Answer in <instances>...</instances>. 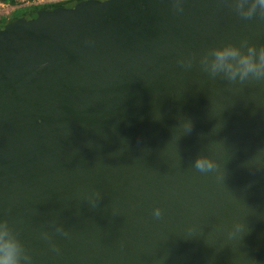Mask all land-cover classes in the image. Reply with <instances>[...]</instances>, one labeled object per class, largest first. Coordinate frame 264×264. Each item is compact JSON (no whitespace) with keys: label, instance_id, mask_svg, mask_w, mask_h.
I'll use <instances>...</instances> for the list:
<instances>
[{"label":"water","instance_id":"obj_1","mask_svg":"<svg viewBox=\"0 0 264 264\" xmlns=\"http://www.w3.org/2000/svg\"><path fill=\"white\" fill-rule=\"evenodd\" d=\"M182 6L81 0L0 25V220L32 264H264V84L177 63L262 45L264 20Z\"/></svg>","mask_w":264,"mask_h":264},{"label":"clouds","instance_id":"obj_2","mask_svg":"<svg viewBox=\"0 0 264 264\" xmlns=\"http://www.w3.org/2000/svg\"><path fill=\"white\" fill-rule=\"evenodd\" d=\"M223 2L242 20H252L254 17L264 20V0H223ZM182 5L183 0H173L175 12L182 13ZM194 62L198 63L200 71L212 80L219 79L229 84H264V44L257 46L244 39L239 42V45L228 43L210 47L204 50L198 58L190 55L177 61L185 69H192ZM155 118L160 119V116ZM182 127L185 129L186 135L192 131L193 125L190 120H184ZM262 150L264 149L259 151ZM192 167L200 173H209L218 172L220 166L214 159L200 155L194 159ZM218 178L224 179V176H218ZM86 199L91 207L95 208L101 199V193L93 192ZM152 215L159 219L162 216V210L159 207H154ZM56 231L62 235H68L62 227H57ZM188 231L191 232L192 229ZM245 232V224L236 222L227 230V236L231 239L241 233L242 239ZM44 238L49 239L46 233ZM52 247L57 250L55 245ZM0 264H32V257L28 254L18 235L7 221L2 220H0Z\"/></svg>","mask_w":264,"mask_h":264},{"label":"trees","instance_id":"obj_3","mask_svg":"<svg viewBox=\"0 0 264 264\" xmlns=\"http://www.w3.org/2000/svg\"><path fill=\"white\" fill-rule=\"evenodd\" d=\"M39 1H45V2L39 3ZM78 1H81V0H63V1H58V2H54L51 0H0L1 5L15 9L14 13L8 17L0 15V25H4L12 19L18 18L23 15H27L34 11H38L42 9L54 8L58 6H64L66 8H70L74 6V4ZM25 4H30V5H28V7H26L25 9L20 8V6L25 5Z\"/></svg>","mask_w":264,"mask_h":264},{"label":"rangeland","instance_id":"obj_4","mask_svg":"<svg viewBox=\"0 0 264 264\" xmlns=\"http://www.w3.org/2000/svg\"><path fill=\"white\" fill-rule=\"evenodd\" d=\"M52 1L58 2V1H63V0H52ZM35 4H37V3H35ZM28 5H30V4L22 5V6H20V8H22V9L24 8L25 9L26 7H28ZM14 11H15L14 8L6 7V6H3V5L0 4V15L8 17L11 14H13Z\"/></svg>","mask_w":264,"mask_h":264},{"label":"built area","instance_id":"obj_5","mask_svg":"<svg viewBox=\"0 0 264 264\" xmlns=\"http://www.w3.org/2000/svg\"><path fill=\"white\" fill-rule=\"evenodd\" d=\"M40 3H43V2H45V1H39Z\"/></svg>","mask_w":264,"mask_h":264},{"label":"crops","instance_id":"obj_6","mask_svg":"<svg viewBox=\"0 0 264 264\" xmlns=\"http://www.w3.org/2000/svg\"><path fill=\"white\" fill-rule=\"evenodd\" d=\"M52 1V0H51Z\"/></svg>","mask_w":264,"mask_h":264}]
</instances>
